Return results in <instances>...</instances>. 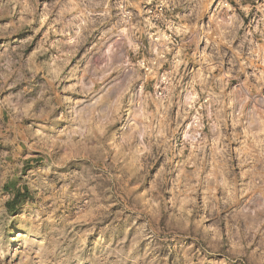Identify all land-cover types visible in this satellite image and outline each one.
I'll list each match as a JSON object with an SVG mask.
<instances>
[{
    "label": "clouds",
    "instance_id": "9594fccd",
    "mask_svg": "<svg viewBox=\"0 0 264 264\" xmlns=\"http://www.w3.org/2000/svg\"><path fill=\"white\" fill-rule=\"evenodd\" d=\"M0 264H264V0H0Z\"/></svg>",
    "mask_w": 264,
    "mask_h": 264
}]
</instances>
